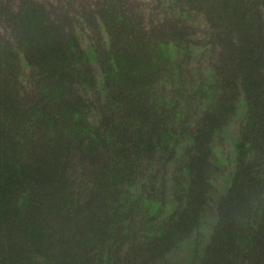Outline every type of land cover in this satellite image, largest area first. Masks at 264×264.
<instances>
[{
    "label": "rangeland",
    "instance_id": "obj_1",
    "mask_svg": "<svg viewBox=\"0 0 264 264\" xmlns=\"http://www.w3.org/2000/svg\"><path fill=\"white\" fill-rule=\"evenodd\" d=\"M27 1L46 9L44 15L55 22L48 28L69 45L66 62L75 68L61 82L43 79L22 53L28 43L43 45L50 37L27 35L0 14V153L10 159L0 169V264H206L223 198L237 184L246 188L252 177L257 182L248 192L249 207L235 211L238 231L216 235L218 264H264L261 235L249 233L253 223L264 228V0H251L243 14L217 7L209 15L221 19L212 21L204 0H119L115 8L130 20L140 47L128 54L122 50L119 61L100 46L102 32L94 22L101 19L104 0ZM9 2L13 9L19 4ZM245 42L252 54L244 84L233 47ZM82 128L93 141L87 149L78 144ZM55 135L63 136L64 148ZM101 137L114 142L109 152L94 139ZM151 137L161 142L159 154L150 152ZM206 138L212 160L209 201L196 227L171 223L168 189L174 184L167 181L165 191L155 183L168 180L175 157ZM55 145L74 182L59 191L40 183L47 164L55 162ZM121 145L131 151L132 167L110 171L109 188L99 185L110 157L118 163L122 152L127 156ZM171 146L177 155L164 167ZM130 184L147 199L131 200ZM115 190L118 195L109 197ZM71 191L89 204L65 224L70 214L62 209ZM140 210L143 217H137ZM160 221L165 234L153 236Z\"/></svg>",
    "mask_w": 264,
    "mask_h": 264
},
{
    "label": "trees",
    "instance_id": "obj_2",
    "mask_svg": "<svg viewBox=\"0 0 264 264\" xmlns=\"http://www.w3.org/2000/svg\"><path fill=\"white\" fill-rule=\"evenodd\" d=\"M119 0H104L101 9L99 17H101L100 20L95 19L94 22L96 26H99L100 32H102V36L100 39V46L104 49H109V52L111 54L114 53V56L116 57L117 61H119V54L122 50H125L123 54H128L133 52L134 47H139L137 43V38L134 35V30L131 26V22L128 18H126L123 14L118 13L115 6L118 5ZM204 3L207 6V13L209 16V20L221 19V16L216 15H209L211 13H215V10L217 7L222 9L226 14L235 15L236 13L241 11L243 14L244 11L241 9L242 7H246L247 5L251 4V0H204ZM262 5V4H261ZM210 7V8H208ZM263 7V6H262ZM264 8V7H263ZM16 9V10H15ZM45 8L40 6L38 3L35 5L31 2H28L27 0H19V4L15 5L14 9L11 8V4L9 0H0V14H3L8 20L12 21L15 25H18L23 30H27V35L30 32L34 31L39 37L42 36H48L50 37V41L43 42V45H35L31 46L30 43L27 44V53L24 51L23 57L24 61H26V65L31 64L35 65L39 69V75L43 79H57L56 82H61L63 79L67 77V74H72L75 66L73 63L67 64L66 58L68 57V51L69 45L64 44L62 41V38L58 32H52L47 24H53L55 25L54 21L51 22L48 20L47 15L45 16ZM212 11V12H211ZM220 11V10H219ZM217 11V12H219ZM20 22V24H19ZM50 22V23H48ZM23 25V26H22ZM102 27V31H101ZM63 29V28H61ZM15 32V27L13 28ZM103 32L106 33L105 36H103ZM3 31L0 30V38L3 35ZM30 36V35H29ZM225 38H229V35L225 36ZM233 42L230 41V44L232 43V46L235 45L234 39H232ZM4 46V45H3ZM226 46L228 47V44L226 43ZM0 47H2V44H0ZM140 48V47H139ZM234 50L238 51V64L236 66L237 71L241 73V77L243 80V83L245 84V81L247 80V76L245 75V69H246V62H248V54H252V51L249 48V45H247V42L240 43L238 46L233 47ZM18 50V49H17ZM18 51L17 53H21ZM134 52H136L134 50ZM18 58V57H16ZM87 59V58H86ZM117 61H113L112 63L115 65ZM118 64V63H117ZM27 65V66H28ZM34 68V67H33ZM32 69V68H31ZM117 70H120V65ZM116 69H113L116 71ZM112 69H110L111 72H113ZM131 107L136 108L137 105L134 101L130 102ZM47 118V116H45ZM43 116H41V120H45ZM56 116H54V121H56ZM80 137L81 140L78 141V144L80 148H90L92 139L89 138V134L84 131L82 128L80 131ZM161 138L164 140L162 135L166 134V132H160ZM88 135V136H87ZM58 140V145L60 149L65 147V142L62 141L63 136H54ZM96 141L100 142L102 146L107 147L106 150L109 152L113 147H109L110 145H113V141H107L106 137L101 138H94ZM155 140L153 137L149 139L148 147L150 149L151 153L159 154L161 152L160 150V140L158 142L153 141ZM165 142H169V140H164ZM200 145L190 146L187 147L185 156L183 154H180L179 157H175L177 160L174 161V169L171 172L170 178L167 180H164V182H161L160 186L159 183H155V187H164L165 191L167 189V181L173 183L174 185H170L169 187V197H171L170 202H173V208L170 210L169 215V222L175 223L177 225H189L192 227H196V225L199 222V219L201 215L203 214L205 203L209 201V197L213 191L210 186V164L212 163L211 160V152L208 145V140L202 139L200 141ZM138 144V143H137ZM241 144V153L242 155H246L245 146ZM121 145L119 150L122 149V151H125L127 153V156L125 154L121 153L122 159L121 162L114 163L113 161H116L118 158L115 156L110 157L111 162L107 163L108 166L106 170L108 173H105L103 170L102 177H100V183L99 185L107 186V188L110 187L113 176L112 173H109L113 170H124L126 169V166L132 167V158L130 157L131 151L126 150L125 148H122ZM115 149V148H114ZM117 149V148H116ZM186 149V148H185ZM59 151V148L55 145L54 152L52 156L55 157L54 163H48L47 169L44 171L45 179L42 178V181L40 182L42 185L49 186L52 185V188L57 187L59 191L60 189L65 187L69 184L70 186L74 184L72 178L69 176V173L67 171L68 169V162L62 163L64 161V156H62ZM128 151V152H127ZM252 151V149H251ZM60 152V151H59ZM170 158H167V160L164 161V167H167L168 164L173 159L174 155H177V152L174 147L171 146L170 148ZM129 155V157H128ZM131 160V163H130ZM247 160V157H241L240 159V165L239 170L245 166V162ZM10 162V159L6 152L0 153V169L3 167V165H7L9 163L3 164V162ZM119 161V160H118ZM113 162V163H112ZM129 162V163H128ZM14 163L12 164V166ZM46 165V164H45ZM15 168V165H14ZM247 168H250V165H248ZM102 169H104V166H102ZM150 168H146V171H148ZM151 170V169H150ZM108 176H111V179H108ZM83 181V187L86 183L87 187H90L89 192H91V186L89 183V180H82ZM85 181V182H84ZM138 182V180H136ZM250 183L247 185L246 188L241 187V185H235L233 186L226 197L223 198V202L225 204L224 211L219 216V222L217 224L216 230H215V236L210 237V243L208 246V251L206 253V264H218V258L222 254L220 252L219 242L216 239L217 233L225 232L230 235L229 232L232 231H238V228L236 226L237 218L234 216L235 211H238L243 208H247L248 206V192L252 191V189L255 188V177H252L249 179ZM65 183V184H64ZM144 184V182H143ZM135 184H130L128 189L131 190L130 194L128 191L129 198L131 200L134 199V201L141 203V201L146 200L147 198L141 197L139 193L136 194L137 191H134ZM95 186V184H94ZM95 188H98L96 186ZM144 188V187H143ZM145 190V189H144ZM73 191V190H72ZM70 193L68 199L66 200V203L63 206V211L66 212V214H70L69 218H67L65 221V224H70L72 222V218H75L76 216H71L72 213L75 211L76 213L79 212V210H83V208L86 207V204L88 203V199L84 198L82 194L78 192H72ZM95 193V192H94ZM118 195V191L115 190L110 193L111 198ZM94 196H96L94 194ZM53 197V196H52ZM152 204L156 203V200L150 201ZM146 209H150L149 211H154V207H146ZM249 209V208H248ZM86 211V209H85ZM86 213V212H85ZM80 214V215H84ZM142 214L143 217V211L140 210L137 214V217H139ZM88 216L87 214H85ZM191 215V217H190ZM90 216V215H89ZM99 216V215H98ZM97 216V217H98ZM91 217V216H90ZM96 217V218H97ZM185 218V219H184ZM187 218H189L187 220ZM81 220H86L88 223V219L81 218ZM172 220V221H170ZM193 224V225H192ZM253 223L252 228L250 230H254L253 232H249L250 234L261 235V240L264 242V228L262 229V226L260 223L256 224ZM256 226H259L256 228ZM191 227V229H193ZM165 234V223L163 221H160L156 223V227L152 229V235L153 236H162ZM86 236V235H85ZM264 248V247H263ZM15 248L12 247V250ZM218 250V251H216ZM263 250V249H261ZM208 261V262H207Z\"/></svg>",
    "mask_w": 264,
    "mask_h": 264
}]
</instances>
